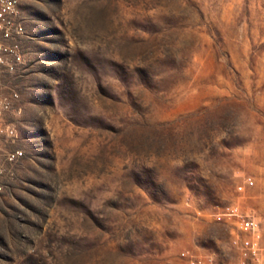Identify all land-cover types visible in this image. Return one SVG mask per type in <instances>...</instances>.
Wrapping results in <instances>:
<instances>
[{"label":"rangeland","instance_id":"rangeland-1","mask_svg":"<svg viewBox=\"0 0 264 264\" xmlns=\"http://www.w3.org/2000/svg\"><path fill=\"white\" fill-rule=\"evenodd\" d=\"M19 2L0 264H237L227 204L264 241V0Z\"/></svg>","mask_w":264,"mask_h":264},{"label":"built area","instance_id":"built-area-1","mask_svg":"<svg viewBox=\"0 0 264 264\" xmlns=\"http://www.w3.org/2000/svg\"><path fill=\"white\" fill-rule=\"evenodd\" d=\"M27 36L25 18L19 0H0V72L14 73L25 64L23 40ZM19 94L13 88L0 87V197L11 184L16 164L24 157L23 148L16 147L20 139L14 116L22 111L16 103ZM253 186L251 177L237 185L243 192ZM217 219L231 218L235 232L230 245L237 253V264H264V241L260 222L251 210H242L235 204H227L214 212ZM180 256L187 264H219L214 253H194L183 250Z\"/></svg>","mask_w":264,"mask_h":264}]
</instances>
